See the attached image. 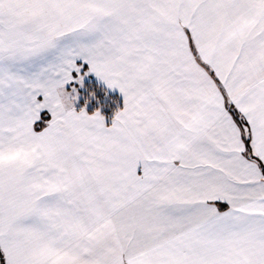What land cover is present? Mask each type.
<instances>
[{"label": "snow or ice", "instance_id": "6c2138e0", "mask_svg": "<svg viewBox=\"0 0 264 264\" xmlns=\"http://www.w3.org/2000/svg\"><path fill=\"white\" fill-rule=\"evenodd\" d=\"M0 264H264V0H0Z\"/></svg>", "mask_w": 264, "mask_h": 264}]
</instances>
